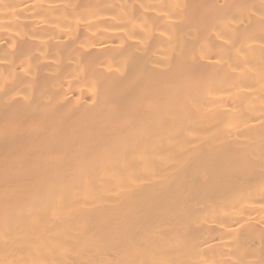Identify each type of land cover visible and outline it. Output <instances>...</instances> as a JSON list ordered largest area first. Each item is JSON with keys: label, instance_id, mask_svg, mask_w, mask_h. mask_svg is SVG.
Returning a JSON list of instances; mask_svg holds the SVG:
<instances>
[{"label": "bare ground", "instance_id": "1", "mask_svg": "<svg viewBox=\"0 0 264 264\" xmlns=\"http://www.w3.org/2000/svg\"><path fill=\"white\" fill-rule=\"evenodd\" d=\"M0 264H264V0H0Z\"/></svg>", "mask_w": 264, "mask_h": 264}]
</instances>
